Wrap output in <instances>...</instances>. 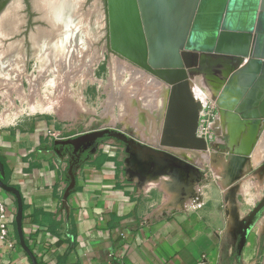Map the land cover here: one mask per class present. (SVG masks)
Wrapping results in <instances>:
<instances>
[{"label": "crops", "instance_id": "0c3cea01", "mask_svg": "<svg viewBox=\"0 0 264 264\" xmlns=\"http://www.w3.org/2000/svg\"><path fill=\"white\" fill-rule=\"evenodd\" d=\"M101 135L48 120L0 130L11 241L0 239V264H264V214L237 225L224 214L230 204L204 195L147 215ZM238 207L242 215L251 204Z\"/></svg>", "mask_w": 264, "mask_h": 264}, {"label": "water", "instance_id": "95a60500", "mask_svg": "<svg viewBox=\"0 0 264 264\" xmlns=\"http://www.w3.org/2000/svg\"><path fill=\"white\" fill-rule=\"evenodd\" d=\"M106 15L111 54L165 88L158 147L251 156L264 132V0H106ZM195 76L216 93L209 143Z\"/></svg>", "mask_w": 264, "mask_h": 264}, {"label": "rangeland", "instance_id": "374dc122", "mask_svg": "<svg viewBox=\"0 0 264 264\" xmlns=\"http://www.w3.org/2000/svg\"><path fill=\"white\" fill-rule=\"evenodd\" d=\"M99 18V15H96L93 22L91 21L92 23H87L88 35L82 26L83 34L80 35L82 42L86 43L87 46L92 45L91 49L97 50L98 55H103L93 68L94 80L92 82L71 83V86L78 91L83 109L79 111L65 110L64 107L57 106V101L49 94V100L53 102L49 111H24L12 121L5 114V108L7 109L10 104L8 101L12 100L13 104L20 105L19 107H22L23 104H20L19 98L12 92L7 93L5 98L2 97L4 95L1 92L9 90L11 86L7 82H1L0 115L5 112L2 114L4 117L0 116V130L14 126H30L36 120H48L72 125L78 132H100L102 139L116 147L121 164V173L132 185L147 215H166L178 212L183 210L184 205L188 202L196 205L204 195H207L221 199L225 204H230L232 211L224 213L225 216L230 217L227 221L232 219L236 221L237 225H248V227L251 223L255 224L264 214V147L263 145L260 146L261 143H264L262 140L264 139V132L251 156L243 161L236 160L232 155L212 150L200 152L158 147L156 127L159 125L158 116L162 107L159 84L152 77L140 73L139 70L134 71L123 60L117 59L120 64L123 63L125 71L112 69L114 56L103 46L104 32L103 29H99ZM42 49L36 47L23 53L21 50L19 52L14 50L9 54L2 55L5 57L4 61L12 59L22 64L21 67L15 66V69L21 68L25 73L20 74L19 79L18 76H13L16 74V70H13L12 73L8 69L0 67V79L8 77L12 80L14 78L13 82L18 80L21 88H23V94L26 93L25 96L30 98L36 97L38 94L40 96L45 95L47 90L42 79L43 77L53 78V72L47 65L49 62L53 63L52 60L55 59L51 53L44 57L43 63L42 57L39 55ZM7 50L1 49V53L5 54ZM43 69L46 75H43ZM29 78H32L33 83L37 85L36 89H30ZM191 81L203 91H208L209 98L212 96L202 76H195ZM3 83L5 84L3 85ZM27 93L29 94L27 95ZM1 98L5 100L10 98V100L3 101ZM209 98L207 97L205 103L203 102L200 127L208 130L216 139L220 129L219 126L215 127L212 124L218 119V113L216 106L213 109L208 107L207 104H211L212 97ZM125 104L128 106L124 107ZM2 109H4L3 112ZM104 109L108 110L109 118L114 115L121 118L122 121H117L113 125L108 124L109 121L104 120L106 116ZM1 121L3 122L1 123ZM144 126H148L147 130L145 129L146 132H144ZM241 203L244 206L251 204V208L244 211L242 215L238 207Z\"/></svg>", "mask_w": 264, "mask_h": 264}, {"label": "bare ground", "instance_id": "6f19581e", "mask_svg": "<svg viewBox=\"0 0 264 264\" xmlns=\"http://www.w3.org/2000/svg\"><path fill=\"white\" fill-rule=\"evenodd\" d=\"M70 1L71 0H69V2ZM37 4L39 5L40 10L41 9H42V11L44 10L43 11L44 13L46 11L45 16H47L50 20H55V21H57V23L62 21V27L65 28V31H62V33L60 35H57L56 37H51L52 34L44 32V31L37 33V35H32V38L34 39V42L37 45V47L43 48L41 50V52L39 53V55L42 57V60L45 59L44 57H47L51 53L53 55L52 57L55 59V60H52V61H54L53 63L49 62V65H47V67L49 66V68H51L50 69L51 72H53V78L48 79L47 77H43V79H42V82L44 81V84H45L44 85L45 89L47 90L46 91L47 93L45 95L40 96L38 94L39 96L37 95L36 97L33 96V98L32 97L30 98L28 96H25L26 93L23 94L24 93V92H22L23 88H21L20 83H18L19 82L18 80L13 82L14 78L12 80L11 78H8V77L0 79V85H1V82H7V83H9L8 85L11 86L10 88L8 87L9 90H4V92L0 91L2 93V95H4L2 97L5 98V96H7L6 95L7 93L10 94L12 92L13 95L15 94V96H17L19 98V101L21 102L20 104H23L22 107H19L20 105L19 106L14 105L15 103L13 104V102H12V100H10V98L8 99L10 101H8L7 99L5 100L4 98H1V99H3V101L5 100V101H8L10 103L7 106V109L5 108L6 112L4 111V109H2V112L4 111L5 114L8 115L7 118H9L10 120H12L17 115L21 114L24 111H28V112H34L36 110H38L40 112L49 111L50 106H53L52 105L53 102H51V100H49L50 99V96H48L49 94L51 96H53V98L57 101V103H58L57 106L64 107L65 110L66 109L69 111L82 110L83 109L82 108V102H80L78 91H76L75 88L73 86H71V83L73 84L74 82L76 83V82H80V81L92 82L94 80V77L92 74L93 68L98 63V61L100 59H102V57H103L102 54H99V55L97 54V50H95L93 48L91 49L92 45L87 46L86 43L81 41L80 35L83 34L82 25H80L81 23L79 24L78 21H76V16L72 13L70 4L66 3V1H63V0H57V1H55V0H38ZM4 14L5 15H3V19L0 20V37H2V38L4 37V34H3V31L1 30V23H3L4 20H6V19H7L6 21L12 22L13 19L15 18V15L13 14L12 9H9L8 12L4 13ZM73 18H75V20ZM66 28H67V30H66ZM78 28L80 29V31H76ZM68 29H69V31H68ZM5 36H6V34H5ZM85 46H87V47H85ZM12 51H14V50H7V52H5V54L4 53L2 54L1 48H0V67L1 68L3 67V69H8V71H11V72L13 70H16L15 66L21 67L20 66L21 64L18 61L12 60V59L4 61L5 57H2V55L9 54ZM39 55H37V56L39 57ZM7 56H9V55H7ZM41 57H40V59H41ZM38 59L39 58H37V60ZM46 61H47V59H46ZM38 62H40V61H38ZM43 63H44V60H43ZM112 65H113L112 66L113 70H117V71H121V72L125 71L124 70L125 66L123 65V63L120 64V62L115 57L112 58ZM50 70H49V72H50ZM16 71H15L16 74L13 76H18L19 79L21 77L20 74L25 73L21 70V68L16 70ZM5 72H7V71H5ZM8 74H9V72H8ZM44 74L46 75L45 70L43 71V75ZM41 77H42V75H41ZM32 78H29L30 80L27 79V80H29L28 82L30 83V89H33V88L36 89L37 85L35 83H33ZM42 82H41V86L43 85ZM151 83H152V81H151ZM4 84L5 83H3V85ZM152 84H154V83H152ZM158 84H159L158 89L160 90V93H161V105L163 106V103L165 102V94H164L165 88L160 83H158ZM158 84H157V86H158ZM38 85H40V84H38ZM41 86H39V88ZM1 87H2V85H1ZM191 88H192L194 95L197 98H199L202 101V103L205 101V99L207 97L209 98V94L207 92L203 91L197 84H194V82H191ZM40 90H42V89L40 88ZM209 90H210L211 94L213 95L211 101L214 102V104H215L216 93L213 92L210 88H209ZM28 94L29 93H27V95ZM3 101H2V103H3ZM127 103H128V101H127ZM5 105H6V103H5ZM125 106H128V104H125L124 107ZM149 109H150V107H149ZM51 111H53V110H51ZM4 112L1 113L0 116L4 117V115H2V114H4ZM105 112L106 113H104V114L106 116H105L104 120L109 121L108 124L110 123L111 125H113L117 121H122L121 118H119L118 116H114V115L109 118L108 110L107 111L105 110ZM137 113H138V111H137ZM3 120H4V118H3ZM142 121H141V123H142ZM2 122L3 121H1V123ZM124 124H126V123H124ZM149 124H148V126H149ZM145 125H147V124H145ZM212 126H215V127L219 126V118L215 120V123L212 124ZM147 127L144 126L143 129L145 130ZM146 130L144 132H146ZM262 140H264V139H262ZM260 142H259V144H260ZM261 145H263V147H264V143H261L260 146ZM207 151H209V150H207ZM263 151H264V148H263ZM258 153H259V150H258ZM206 157H207V155H206ZM191 205H193V204H191Z\"/></svg>", "mask_w": 264, "mask_h": 264}, {"label": "flooded vegetation", "instance_id": "af4514ba", "mask_svg": "<svg viewBox=\"0 0 264 264\" xmlns=\"http://www.w3.org/2000/svg\"><path fill=\"white\" fill-rule=\"evenodd\" d=\"M63 1L71 5V11L76 16V21L83 26L86 35H88L86 30L87 23H92L96 15H99V29H103L104 32L103 46L109 50L106 0ZM37 2L38 0H0V20L3 19L4 13H7L9 9H12L15 15L13 22L6 21V19L1 23V30L4 34L3 38L0 37L1 49L16 50L18 52L21 50L23 53L37 47L32 35H37V33L44 31L52 34V36L50 35L51 37H56L62 31H65L61 22L57 23V21L50 20L45 16L46 11L44 13V10H40ZM73 19L75 20V18ZM78 30L80 31L79 28ZM8 35H11V37L6 38Z\"/></svg>", "mask_w": 264, "mask_h": 264}, {"label": "built area", "instance_id": "2783aa9c", "mask_svg": "<svg viewBox=\"0 0 264 264\" xmlns=\"http://www.w3.org/2000/svg\"><path fill=\"white\" fill-rule=\"evenodd\" d=\"M210 103L211 104H207V105L209 108L213 109L215 104L212 101H210ZM201 114H202V110L200 113L199 126H198L197 133L199 136L203 137L207 143H209L210 141L215 140L214 139L215 136L212 133H210L208 130H206L205 128L200 127L201 126L200 124L202 121L201 120ZM8 226H9V220L5 215L3 205L0 204V239L5 240L8 243H10L11 241H10ZM117 264H123V263H117Z\"/></svg>", "mask_w": 264, "mask_h": 264}]
</instances>
